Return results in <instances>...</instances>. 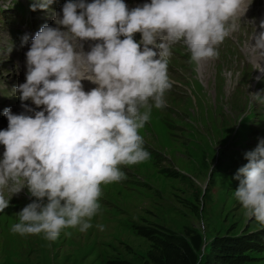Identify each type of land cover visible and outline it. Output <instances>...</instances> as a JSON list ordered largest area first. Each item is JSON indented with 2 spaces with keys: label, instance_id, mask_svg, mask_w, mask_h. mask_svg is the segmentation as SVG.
I'll use <instances>...</instances> for the list:
<instances>
[{
  "label": "clouds",
  "instance_id": "1",
  "mask_svg": "<svg viewBox=\"0 0 264 264\" xmlns=\"http://www.w3.org/2000/svg\"><path fill=\"white\" fill-rule=\"evenodd\" d=\"M53 2L38 0L31 10L48 11ZM243 5L151 0L129 10L124 0H67L62 16L54 12L56 27L44 24L25 54L26 82L15 89L25 112L3 113L8 127L0 130V212L9 206L5 190L15 195L27 188L34 198L16 214L11 231L55 241L65 229L91 228L101 211V186L126 179L120 166L150 158L141 130L153 108L165 107L173 85L167 71L172 46L182 43L195 65L218 58L219 45L238 29ZM250 23L255 30L244 48L264 73V20ZM88 40L99 42L85 52ZM28 42L24 35L22 46ZM83 80L97 87L86 92ZM250 94L264 103L261 92ZM29 100L41 110L23 103ZM245 159L234 176V197L246 218L264 226V139Z\"/></svg>",
  "mask_w": 264,
  "mask_h": 264
},
{
  "label": "rangeland",
  "instance_id": "2",
  "mask_svg": "<svg viewBox=\"0 0 264 264\" xmlns=\"http://www.w3.org/2000/svg\"><path fill=\"white\" fill-rule=\"evenodd\" d=\"M248 29L238 25L219 45L218 58L200 65L182 43L172 46L165 107L153 108L141 130L150 158L120 166L126 179L101 186V211L85 232L65 229L55 241L13 233L16 214L34 198L27 188L15 195L5 190L0 264H152L148 253L168 234L187 233L202 236V263L221 240L238 251V264H264V226L246 218L234 197L245 153L264 139V103L250 94H264V73L244 48Z\"/></svg>",
  "mask_w": 264,
  "mask_h": 264
},
{
  "label": "trees",
  "instance_id": "3",
  "mask_svg": "<svg viewBox=\"0 0 264 264\" xmlns=\"http://www.w3.org/2000/svg\"><path fill=\"white\" fill-rule=\"evenodd\" d=\"M213 245L215 251L210 254L206 262L202 263L199 257L203 246L201 235L168 234L154 250L148 253V259L152 264H238L235 261L238 251L234 250V246L228 247L221 240H217Z\"/></svg>",
  "mask_w": 264,
  "mask_h": 264
},
{
  "label": "bare ground",
  "instance_id": "4",
  "mask_svg": "<svg viewBox=\"0 0 264 264\" xmlns=\"http://www.w3.org/2000/svg\"><path fill=\"white\" fill-rule=\"evenodd\" d=\"M235 32H233L232 34H234ZM212 64H210V66H211ZM209 66V67H210ZM209 67L207 68V71L206 72H208V70L210 71V69H209ZM260 80V79H259ZM259 80H256V81H259ZM261 81V80H260ZM260 85V84H259Z\"/></svg>",
  "mask_w": 264,
  "mask_h": 264
}]
</instances>
